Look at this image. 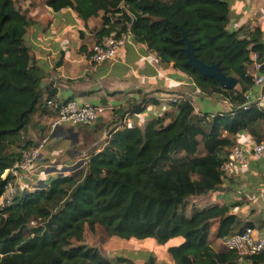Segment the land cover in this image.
I'll use <instances>...</instances> for the list:
<instances>
[{
    "label": "trees",
    "instance_id": "1",
    "mask_svg": "<svg viewBox=\"0 0 264 264\" xmlns=\"http://www.w3.org/2000/svg\"><path fill=\"white\" fill-rule=\"evenodd\" d=\"M229 1L50 2L55 10L75 9L83 19L101 10L112 13L104 16L99 38L130 28L133 37L163 62L191 77L202 94L223 97L232 109L198 114L191 101L182 100L174 103L170 123L157 118L144 128L113 130L105 148L83 163L63 174L54 173L34 191L21 186L14 203L0 209V264H114L96 248L75 245L84 240L87 229L94 232L99 226L110 237L152 238L168 245L174 264L264 263V252L242 256L234 250L217 251L210 244L212 231L219 239L238 232V218L232 213L237 203L194 205L193 212H187L190 198L221 188L225 180L221 167L238 134L250 132L256 143L264 140V108L256 105L254 95L248 97L255 82L247 71L253 52L264 71V45L258 43V32L242 38L227 29ZM29 24L16 0H0V197L7 184L3 175L33 145L22 131L42 96L41 77L31 67L25 45ZM185 34L198 58L237 77L239 88L227 90L188 66ZM154 260L151 254L146 264Z\"/></svg>",
    "mask_w": 264,
    "mask_h": 264
},
{
    "label": "crops",
    "instance_id": "2",
    "mask_svg": "<svg viewBox=\"0 0 264 264\" xmlns=\"http://www.w3.org/2000/svg\"><path fill=\"white\" fill-rule=\"evenodd\" d=\"M51 1L16 0L30 21L25 45L31 55V67L41 77L42 96L24 129V136L33 145L43 137L52 138L39 158L40 166L45 169L50 160L56 161L58 156L63 158L55 164V170L40 171L37 174L39 182L47 181L58 167L64 168L63 172L71 169L73 161L65 158L85 155L80 148L92 149L86 153V159L103 150L113 130L127 126L144 128L148 121L157 118H163L165 124L170 123L176 110L170 98L175 95L191 101L198 114L231 111L232 104L227 99L197 92L191 77L173 63L163 62L146 43L134 37L120 48L116 60L94 65L89 57L91 46L99 39L98 31L104 26V16L112 13L101 10L97 16L83 19L71 7L55 10ZM229 6L227 29L239 32L242 38H250L258 32V43L264 45V0H230ZM253 53L247 68L251 76L258 73ZM262 67L260 73L264 75ZM260 92L261 87L255 85L254 95ZM48 100L56 104L70 100L91 103L103 106L105 111L92 126L62 123L54 127L56 113L47 104ZM83 136L91 139L90 147H80ZM235 139L249 147L256 143L250 132L240 133ZM54 141L56 145H52ZM34 175L29 181H33ZM47 176L50 177L47 179ZM23 186L29 187L27 181ZM192 198L197 208L216 203H237L232 210L238 218L237 230L252 225L258 233L264 234V156L251 159L247 168L240 169L235 177L225 179L218 191ZM209 241L215 250H226L224 239L217 238L215 231L210 233Z\"/></svg>",
    "mask_w": 264,
    "mask_h": 264
},
{
    "label": "built area",
    "instance_id": "3",
    "mask_svg": "<svg viewBox=\"0 0 264 264\" xmlns=\"http://www.w3.org/2000/svg\"><path fill=\"white\" fill-rule=\"evenodd\" d=\"M133 37L129 28L125 32L119 33L113 30L110 34L99 38L93 43L90 49V61L94 65H102L104 63L116 60L117 54L122 46L130 41ZM256 67L258 73L253 77L255 85L261 87L259 95L252 92L249 96L255 97L256 105L264 108V75L260 73L262 63L259 61L258 53L254 52ZM248 71V70H247ZM197 92H200L198 89ZM173 103H180L184 100L182 95H175L170 98ZM47 104L55 111L56 118L53 126L56 127L62 123H70L73 125L92 126L105 111L103 106L91 103L80 104L75 100H70L62 104H56L53 100H48ZM244 109H248V105H244ZM24 137V131H22ZM48 142V137H44L38 144H34L22 151V160L15 166L5 172L4 179H7L5 191L0 197V209L3 210L10 207L20 192V187L24 185L25 180L32 172L34 163L41 157L42 150ZM264 156V140L255 143L249 147L245 143H236L234 145L221 167V171L225 179L233 178L242 168L250 165L251 159H260ZM61 169H56V173L63 174ZM32 174V173H31ZM38 186L36 189H39ZM224 246L228 250H234L242 256L258 255L264 252V234H260L254 227L247 226L242 231H238L233 235L224 239Z\"/></svg>",
    "mask_w": 264,
    "mask_h": 264
},
{
    "label": "rangeland",
    "instance_id": "4",
    "mask_svg": "<svg viewBox=\"0 0 264 264\" xmlns=\"http://www.w3.org/2000/svg\"><path fill=\"white\" fill-rule=\"evenodd\" d=\"M164 1H169V0H164ZM26 139V135L24 136ZM44 138V137H43ZM42 138V139H43ZM77 138V137H76ZM111 138V136H110ZM41 139V140H42ZM40 140V141H41ZM49 140H51L52 142V138ZM48 140V142H49ZM81 145L80 147H84V148H88V145L90 147L91 143V139H88V137L83 136L81 138ZM90 141V142H89ZM47 142V143H48ZM57 142L54 141V143L52 145H56ZM47 145V144H46ZM203 145L200 146V151L202 150ZM84 151L85 155H81V157H67L65 159H69L72 160L74 165H77L79 163H83L84 161H86L87 159L85 158L86 153H90L92 149H81L80 151ZM91 156V155H90ZM90 156L88 158H90ZM42 157H40L41 159ZM34 163V166L32 168V174L30 173L29 177L27 178V184H28V190L29 191H34L38 186H41L43 183L39 182L37 180V174H40V171L42 170H46V172H49V170H55V167L57 164V162L61 161L63 158L58 156L56 157V161H49L48 163H46V165H49V167L47 169H45V166H40L39 164V160ZM84 159V160H82ZM58 160V161H57ZM68 161V160H67ZM79 161V162H78ZM53 163V164H52ZM64 164V163H63ZM69 165V163L67 164ZM64 167V166H63ZM51 168V169H50ZM58 169H61L60 171L62 172V170H65L64 168H60L58 167ZM69 169V168H68ZM67 169V171H69ZM39 171V173H38ZM65 171V172H67ZM33 174H35L33 176V181H29L30 176H32ZM5 175V174H4ZM47 176L46 178L48 179ZM25 181V182H26ZM26 189V188H25ZM23 191V189H20V192ZM207 201V200H205ZM193 198H190L189 200V205H188V209L187 212L188 214H191L193 212ZM204 206V205H203ZM33 224H37L36 222H34ZM75 245H85L87 247H91V248H96L98 249L103 255H105L106 257H108L110 260L114 261V264H129V263H122L119 262V259H126L128 261H133L137 264H146L148 261H151V254H153L155 256V260L153 264H173V261L167 251L168 246H163L161 244H159L158 242L155 241V239H145V240H137V239H131V240H123L117 237H110L107 233V231L105 230L104 227L99 226L97 227L96 231H91L90 229H87L85 232V237L84 240L82 242H75ZM241 264H251L250 260H243L241 261Z\"/></svg>",
    "mask_w": 264,
    "mask_h": 264
},
{
    "label": "water",
    "instance_id": "5",
    "mask_svg": "<svg viewBox=\"0 0 264 264\" xmlns=\"http://www.w3.org/2000/svg\"><path fill=\"white\" fill-rule=\"evenodd\" d=\"M185 40L188 44L187 48L185 49L188 57V66H192L194 69H197L205 76L214 78L217 82L220 83L223 88L227 90L235 89L238 86L239 80L237 77L224 73L220 65L217 63L206 64L205 62H203L196 55L192 42L186 37V34Z\"/></svg>",
    "mask_w": 264,
    "mask_h": 264
}]
</instances>
